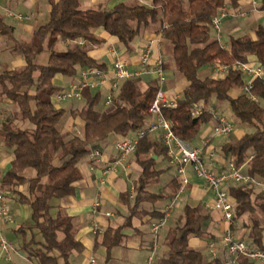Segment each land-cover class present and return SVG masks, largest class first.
I'll list each match as a JSON object with an SVG mask.
<instances>
[{
	"label": "trees",
	"instance_id": "1",
	"mask_svg": "<svg viewBox=\"0 0 264 264\" xmlns=\"http://www.w3.org/2000/svg\"><path fill=\"white\" fill-rule=\"evenodd\" d=\"M46 1L48 19L28 37L15 39L13 29L0 21V33L25 62L20 69L0 73V102L4 100L14 108L13 119L5 118L0 124L4 147L12 154L0 187L7 202L12 198L29 207V228L34 232L31 241L24 243L29 257L38 264H71L70 256L83 251L71 218L60 210L52 214V201L73 195L81 180L79 164L91 149H100L111 137L131 135L149 120L148 110L157 88L155 81L144 83L141 77L123 81L113 103L103 109L102 94L89 88L80 94L83 106L79 109L67 113L54 104V95L63 90L54 83L55 77L73 80L84 69L104 71V65L88 54L89 47L104 43L101 33L128 51L143 32H151V37L160 34L170 45L176 77L187 83L176 99V108L162 111L175 136L190 144L198 137L200 126L213 121L206 111L192 119L191 109L197 104L207 108L212 100L226 102L235 123L251 131L222 147L224 162L232 161L243 174L264 181V80L253 81L252 94L257 102H252L244 94L237 98L229 95L230 90L241 89L244 84L240 72L232 71L224 78L210 74L215 62L264 67V25H257L253 35L247 30L230 36L224 45L211 28L212 18L222 7L237 8L247 0H153L149 8L117 1L110 8L86 10L81 0ZM257 10L264 11V0ZM62 44L65 46L60 48ZM43 52L49 54L44 64L38 62ZM67 114L82 121L80 134L62 130L61 121ZM134 157L141 174L133 185L132 199L129 194L122 196L129 216L123 226L103 234L101 244L106 253L122 243L121 231L130 227L133 217L148 216V222H153L164 215L154 205L164 202L168 195L154 193L150 186L162 173L155 169L157 159L167 162V148L160 139L146 135L139 139ZM172 183L169 199L181 188L178 180ZM225 190L234 203V221L247 232L250 245L264 251V194L247 185L229 184ZM143 204H150L151 211L141 209ZM207 220L208 214L199 205H184L177 216L170 217L163 237L158 235L164 252L156 264H217L188 245L190 237L205 236ZM237 264L256 263L239 258Z\"/></svg>",
	"mask_w": 264,
	"mask_h": 264
},
{
	"label": "crops",
	"instance_id": "2",
	"mask_svg": "<svg viewBox=\"0 0 264 264\" xmlns=\"http://www.w3.org/2000/svg\"><path fill=\"white\" fill-rule=\"evenodd\" d=\"M117 1L126 0H81V5L84 10L94 9L98 6H106L110 8ZM136 3L134 0H131ZM242 7L247 12V17L244 19L233 20L226 19L222 26V41L225 42L230 36L237 35L242 32L243 29H247L250 35H253L254 28L262 24L264 25V17L259 12H252L250 6L247 5V1L243 2ZM49 4L46 0H0V21L13 29V37L19 39L22 37H28L32 32L43 25L48 19ZM6 11H11L17 14L31 16L29 20L18 22L6 15ZM151 32H143L134 43L131 45L130 50H125L120 47L114 38H110L104 33H101L100 37L104 40V43L97 46H91L88 48L89 56L97 62L104 65V72L107 76V81L98 86L92 92H100L102 94V101L100 108H105L104 97L111 85L112 77V60L111 49H115L120 57L127 63V68L130 72L140 73V77L144 83L155 81V76L150 72L151 68L146 69L140 65L139 52L144 42L151 38ZM71 43L70 45H72ZM65 45L59 46L63 48ZM160 55L164 61V70L167 78L164 86L168 97L180 98L182 91L187 87L185 80L176 77L175 68L171 57L170 45L165 43L162 39L158 42L154 48L153 58ZM48 52H43L38 57V62L46 63L48 59ZM25 65L21 53L14 50L13 43L6 39L2 33H0V73L3 71H10L14 69L22 68ZM80 75H77L75 79L69 80L62 76H57L54 79V83L60 86L61 89H69L70 86L78 80ZM231 98H237L241 95L240 90L232 89L229 92ZM72 100V99H71ZM62 103V102H61ZM61 103L58 105L60 107ZM211 104V102L209 103ZM83 106V101L80 98L73 99V102L69 105L65 111L69 113L73 109H79ZM210 106V105H208ZM14 108L6 101L0 102V116L13 119ZM83 123L78 118H71L68 114L61 123V127L64 132L80 134L79 126ZM214 125V121L211 122V128ZM211 128H207L198 139H194L190 142L193 148L199 149L202 152V158L205 165L213 172L220 173L225 169V162L222 157L221 149L228 143L227 138H220L222 141L214 142L215 138L211 134ZM243 131L234 135V131L231 135H234L238 139L243 135ZM155 139H159V135H152ZM118 138L111 137L101 148V162L97 164H91L87 158H84L79 164V171L81 174V180L76 183L74 193L71 196L54 199L52 201L53 210L52 214H55L60 210L64 215L70 217L74 227V234L84 246V249L79 254H72L69 258L71 264H90V259H94V264H144L149 254L150 243L152 236L150 234L149 217L144 216L142 218L133 217L131 219L130 227L124 228L121 232L124 236L122 243L112 248L106 253L101 241L102 236L108 229H116L125 223L126 218L129 216V209L123 204L122 196L129 194L130 188L133 187L135 180L141 174V168L135 161L134 155L127 158L125 162L120 165L114 166L112 170H108L109 166H112L116 159V151L114 149V142ZM214 153V161L211 162L209 156ZM155 157V156H154ZM12 161V154L4 147L2 138L0 136V174L3 175L9 168V164ZM165 160L157 159L155 169L162 171L161 174L153 181L150 186V190L158 194H166L168 198L164 202L156 203L154 206L161 210L169 200V194L172 191V180H178L174 170L169 168ZM192 172V171H191ZM31 173L28 172L27 176ZM188 184L190 189L186 192V199L181 207L189 205L191 207L200 206L204 209V212L208 214V220L205 224V236L204 237H190L188 245L190 248L197 251H204V258L211 260L212 258L208 252L209 243H214V250L217 254V258L223 257V249L218 242L219 237L226 228V224L221 220V216L218 212L207 210L204 208L205 204L213 203V195L203 189V183L201 180L194 177L193 174L186 171ZM229 185V184H228ZM167 191V193H165ZM185 194V192L183 193ZM182 194V195H183ZM181 195V196H182ZM95 200L99 201V207L97 213L93 214L92 206ZM11 214L14 223L7 225H0V238H4L7 242H10L13 247V251L1 252L0 250V264H38L37 261L28 256L24 243L30 242L34 235V232L29 228V216L30 210L27 205H19L9 199ZM152 206L150 204H143L141 209L151 211ZM180 209V210H181ZM171 213L170 217L178 215ZM170 220V218H169ZM170 222V221H169ZM168 222V223H169ZM167 223V225H168ZM93 224L97 225L98 232L93 231ZM237 229H240L241 224L236 223ZM243 229V228H242ZM167 228L164 227L160 232V238L163 237ZM244 233V234H243ZM243 238H247V232L242 231ZM38 240L39 237L36 235ZM264 245V244H263ZM164 252L163 247L159 245L157 254L158 257Z\"/></svg>",
	"mask_w": 264,
	"mask_h": 264
},
{
	"label": "built area",
	"instance_id": "3",
	"mask_svg": "<svg viewBox=\"0 0 264 264\" xmlns=\"http://www.w3.org/2000/svg\"><path fill=\"white\" fill-rule=\"evenodd\" d=\"M137 5L142 7H151L153 0H134ZM247 5L250 6L252 12H258L257 3L255 0H247ZM264 17V11L261 12ZM6 15L15 21L23 22L30 19L29 15L17 14L11 11H6ZM247 17V12L242 6L231 8L224 6L219 13L211 20V28L217 40H221L222 26L226 19L239 20ZM162 40L160 34L147 39L141 46L139 52V62L143 68H151V73L155 76L156 93L152 104L148 110L149 120L145 127L137 132L118 139L114 142V149L116 151V159L108 170H112L114 166L120 165L127 160L128 157L134 155L137 149L139 139L146 135H159V139L167 148V164L169 168L174 170L181 188L172 196L162 209L163 217L153 221L150 224V234L152 240L150 243L149 254L144 264H156L158 259L157 250L158 235L169 221L170 215L181 195L184 193V187L188 184L186 175V166H190L195 178L203 183V189L213 195V203L205 204L204 208L207 210L218 212L221 220L226 224L225 230L218 239L219 244L223 249V257L217 258L214 250V243L208 245V252L212 260H216L217 264H237L239 258H245L251 262L264 264V251L254 248L245 239H237L235 237V230L237 229L234 221V203L227 194L225 188L228 184L247 185L258 192L264 194V181L242 173L241 168H236L232 161L225 164V169L220 173H213L204 163L202 152L199 149L193 148L190 144L183 142L175 136L171 129V124L162 116L163 109L176 108V99L170 98L164 89L167 78L164 70V61L160 55L153 58L154 48L158 42ZM79 44H82L79 42ZM112 60V77L110 89L104 97V105L110 106L117 94L120 84L128 79L140 77V73L130 72L127 68V63L120 57L115 49H111ZM240 72L246 78L241 87V94H244L250 101L257 102V98L252 94L253 81L255 79L264 80V67L257 66L254 63H235L233 65H222L215 62L210 74L214 78H224L230 72ZM79 78L75 81L69 89L62 90L54 95V104L57 106L67 99L80 98L82 90L85 88L96 89L98 86L104 84L108 79L106 73L102 70L88 68L80 72ZM212 117L214 125L211 128L213 137L227 138L233 131L234 126L226 118L219 116L213 108H204L201 104H197L190 111V117L197 119L203 115L204 112ZM4 118L0 116V124ZM91 164L101 162V151L97 148L91 149L86 156ZM215 154L209 156L211 162L214 161ZM2 175L0 174V182ZM133 187L130 188L129 196L132 199ZM93 214L97 213L99 201L95 200L92 206ZM14 223L11 208L5 198V193L0 187V225H7ZM94 232H98L97 225L92 226ZM1 252L13 251L12 244L7 242L4 238H0ZM90 264H94V259H90Z\"/></svg>",
	"mask_w": 264,
	"mask_h": 264
},
{
	"label": "rangeland",
	"instance_id": "4",
	"mask_svg": "<svg viewBox=\"0 0 264 264\" xmlns=\"http://www.w3.org/2000/svg\"><path fill=\"white\" fill-rule=\"evenodd\" d=\"M256 1V3H257V5H260L261 4V0H255ZM124 3L126 4V5H129V6H132V5H134V2L133 1H131V0H126V1H124ZM246 18V17H245ZM244 19V18H243ZM263 22H264V20H263ZM247 31V29H243L242 30V32H246ZM242 32H239V33H242ZM211 35L213 36V32H211ZM222 44L224 45V42L222 41ZM20 69V68H19ZM243 80L244 81H246V78L245 77H243ZM67 90V89H66ZM238 90H240V92H242L241 91V89H238ZM73 102V99L71 100V99H67V100H65V101H63L62 103H61V105H60V108H63V109H67L68 107H69V105L71 104ZM210 108H213L214 109V111H216V113L219 115V116H222V117H224V118H226L230 123H232L233 124V126H234V135L235 134H238L239 132H250L251 130H249V128H247V127H241L240 125H238V124H236L235 123V121H234V118H233V114H232V112H231V109H230V107H229V105L226 103V102H217L216 100H212L211 101V104H210V106H209ZM66 117V116H65ZM65 117L62 119V121L65 119ZM61 121V122H62ZM211 122L212 121H209V122H206V123H204V124H202L201 126H200V132H199V135H198V137L196 138V139H198L199 138V136L209 127V128H211ZM18 125H19V127H23L22 126V124H19L18 123ZM63 130V129H62ZM79 130L81 131L82 130V125H80L79 126ZM234 135H230L229 137H228V143H232L234 140H235V136ZM219 141H222L220 138H215V140H214V142L216 143V142H219ZM164 162V164L166 165V161H163ZM185 170L187 171V172H189V173H191V174H193L191 171H192V169H191V167L190 166H186V168H185ZM189 189H190V187H189V185H186L185 187H184V192H185V194H183L181 197H180V199H179V201L177 202V204L175 205V207H174V209H173V211H174V214H177L178 213V211L181 209V207H182V205H183V203H184V201H185V199H186V192H188L189 191ZM169 191H172V189H169ZM165 193H167V191L165 192ZM181 211V210H180ZM242 231H243V229L242 228H238V229H236L235 230V232H234V234H235V237L237 238V239H242L243 238V234H242ZM40 238V237H39ZM246 241H248V239L246 238L245 239ZM263 244H264V239H263ZM200 252L202 253V256H204V251H202V250H200ZM256 264H259V263H257L256 262Z\"/></svg>",
	"mask_w": 264,
	"mask_h": 264
}]
</instances>
